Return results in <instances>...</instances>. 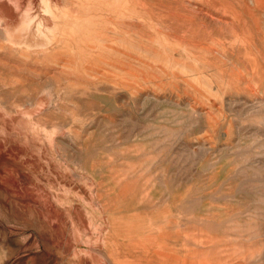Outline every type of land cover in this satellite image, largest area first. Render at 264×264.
Segmentation results:
<instances>
[{
    "label": "rangeland",
    "instance_id": "1",
    "mask_svg": "<svg viewBox=\"0 0 264 264\" xmlns=\"http://www.w3.org/2000/svg\"><path fill=\"white\" fill-rule=\"evenodd\" d=\"M0 264H264V0H0Z\"/></svg>",
    "mask_w": 264,
    "mask_h": 264
},
{
    "label": "bare ground",
    "instance_id": "2",
    "mask_svg": "<svg viewBox=\"0 0 264 264\" xmlns=\"http://www.w3.org/2000/svg\"><path fill=\"white\" fill-rule=\"evenodd\" d=\"M113 53V52H112Z\"/></svg>",
    "mask_w": 264,
    "mask_h": 264
}]
</instances>
